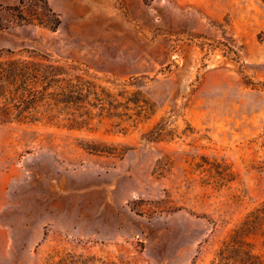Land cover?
I'll list each match as a JSON object with an SVG mask.
<instances>
[{
    "label": "rangeland",
    "instance_id": "rangeland-1",
    "mask_svg": "<svg viewBox=\"0 0 264 264\" xmlns=\"http://www.w3.org/2000/svg\"><path fill=\"white\" fill-rule=\"evenodd\" d=\"M263 199L264 0H0V264H215Z\"/></svg>",
    "mask_w": 264,
    "mask_h": 264
},
{
    "label": "trees",
    "instance_id": "trees-1",
    "mask_svg": "<svg viewBox=\"0 0 264 264\" xmlns=\"http://www.w3.org/2000/svg\"><path fill=\"white\" fill-rule=\"evenodd\" d=\"M254 234L264 238V199L222 241L215 264H264V257L253 253L246 241L248 235Z\"/></svg>",
    "mask_w": 264,
    "mask_h": 264
}]
</instances>
